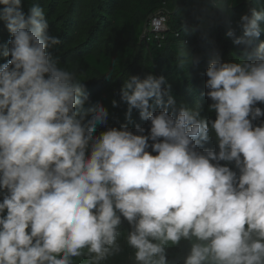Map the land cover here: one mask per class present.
Listing matches in <instances>:
<instances>
[{
    "label": "clouds",
    "instance_id": "1",
    "mask_svg": "<svg viewBox=\"0 0 264 264\" xmlns=\"http://www.w3.org/2000/svg\"><path fill=\"white\" fill-rule=\"evenodd\" d=\"M0 5L10 33L0 45L10 57L0 64V264H73L84 255L104 264L121 251L124 221L136 264H167L166 247L182 239L191 242L183 264H264V121L253 123L264 117L256 106L264 104V41L241 50L248 59L210 60L214 119L200 107L176 110L163 76L131 75L120 99L129 120L137 109L150 122L147 135L139 124L97 135L108 111L47 51L60 40L43 8ZM240 21L241 36L226 32L234 44L264 32V10ZM210 138L217 149L203 148Z\"/></svg>",
    "mask_w": 264,
    "mask_h": 264
},
{
    "label": "trees",
    "instance_id": "2",
    "mask_svg": "<svg viewBox=\"0 0 264 264\" xmlns=\"http://www.w3.org/2000/svg\"><path fill=\"white\" fill-rule=\"evenodd\" d=\"M96 1L97 15L102 17L83 45L72 46L74 44L73 35H67L64 57H68V60L64 62V66L74 70L78 78L83 80L88 99L93 102L99 101L107 109L106 122L110 123L117 112L121 111L124 122L128 123L127 127L131 130L130 125H135V118L139 115V111L133 109L130 120L126 117L127 104L119 97V80L130 72L136 59V49L139 46L145 47L149 53L146 58L147 66L142 70L139 78L142 79L148 74L157 76L156 65L165 78L163 87L167 88L174 100L181 99L183 93L194 89L197 92L200 91L197 73L192 63L184 58L175 59V56L180 57L178 47L199 44L201 58L198 65L205 75L210 60L219 55L218 48H213L214 43L208 33L210 27L204 24L201 12L194 6V0ZM201 1L204 5L218 8L216 19L220 32V59L224 61H232L236 58L248 59L249 57L245 56L241 50L247 47L248 51L254 52L258 44L264 41V32L258 38L251 39L247 45L234 44L232 38L226 36V32L232 29L236 36H241L243 34L241 15H250L253 8L264 10V0ZM159 11H165L169 19L166 21L167 23L169 21L171 27L165 31L163 39L146 40L149 19ZM261 25L264 27V22H261ZM5 30L1 31L4 35L8 33L7 29ZM106 43L109 48H105ZM182 60H184L183 65ZM108 73H111L112 78L104 76ZM200 99L205 100L203 97ZM113 100L117 102L116 106H113ZM149 103L150 110L160 109V106L155 104V98H152ZM182 243L180 241L176 245H169L173 247L174 255L182 253L179 250ZM134 251L125 244L119 253L110 257L104 264H126L128 260L134 259ZM172 258H174L172 255L168 256V260Z\"/></svg>",
    "mask_w": 264,
    "mask_h": 264
},
{
    "label": "rangeland",
    "instance_id": "3",
    "mask_svg": "<svg viewBox=\"0 0 264 264\" xmlns=\"http://www.w3.org/2000/svg\"><path fill=\"white\" fill-rule=\"evenodd\" d=\"M33 3L39 4L43 8L45 12V18L48 20V29H47L48 33L50 35L57 36L60 40L59 44L50 46L47 49V51L51 54L54 60L61 66H64V62L68 60V57H64V53L67 48V47L65 48L66 46L65 42L68 40L67 35L69 36L73 35L74 44L72 46L83 45V43L89 39V36L91 35L93 28H96V24L98 20L101 19L100 17H102L100 15H97L96 0H21L22 10L25 12V14L28 13V10ZM194 6L198 8L199 11L201 12V18L204 24L210 27L208 33L211 37V40L214 43L213 48L217 47L219 55H221V50H220L221 45L219 44L220 32L217 26L218 23L216 19L218 8L210 7L209 5H204V3L201 0H194ZM2 7L3 5H0V8ZM159 12L160 13L157 15H162L165 17L166 20H169L168 15L165 13V11H159ZM165 23H166V29L171 27L169 21L168 23L167 21ZM2 25H4V22L0 21V45L5 44L10 39L9 32L6 35H4V33H1V31L4 32V30L6 29L5 25L4 28H2ZM105 48H109L108 43L105 44ZM177 51L179 52L180 57L175 56L176 60H179L180 58L181 59L184 58L181 55L182 51H184V54L187 56V60H189L192 63L193 68L197 73L200 91L197 92L194 89L192 91L183 93L181 95L182 96L181 99L177 101L174 100L175 105L173 107L176 110H178L181 106H186L189 108L200 107L202 117L207 119H214L215 112L209 110L208 107L212 103V101L205 95V93L208 91V89L205 88V81L207 80V76L202 73L198 65L199 60L201 58L200 45L192 44L191 46L188 47H178ZM147 54L149 55L145 47L139 46L136 49V59L134 60L130 72L125 77L119 80L120 88L123 84V81L127 79L129 76L140 75L142 70L147 66V62H148V60L146 59ZM9 58L10 57L0 54V64L5 63ZM155 72L158 77L163 76L156 65H155ZM201 97H203L205 100H201L200 99ZM256 106L264 109V104L258 103ZM173 107H169L168 110L170 113L173 112ZM159 110H151V111L158 112ZM261 121H264V117H261L256 121H253V123L259 124L261 123ZM121 124H128V123L124 122L123 117L121 115V111H118L115 118L110 123L106 122L105 124H98L96 126L95 134L98 135L100 132L104 131L108 127L119 128ZM137 124H139L141 127L145 129V135H147L148 129L150 127V122L146 120H142L140 118V115H137L135 118V125ZM135 125L134 126L130 125L131 130L133 132H135ZM203 148L217 149V145L214 138H210L208 142H203ZM203 148H201L200 150H203ZM149 151H151V149H149ZM229 166L232 167V165ZM0 199H2L1 196ZM128 230H129V225L127 221H124L121 225V230H120L121 234L118 237V242L120 243L121 248H123L125 244H127L126 237ZM181 242L183 243L180 245L182 247L179 248V250H181L182 253H185L184 255H182L181 252L180 254L176 253L174 255L175 251L173 250V247L170 246L166 247L167 264H183V261L190 250L191 242L185 239H182ZM170 255H172V257H174L175 259L177 258V260H175L174 258L168 260V256ZM73 264H89V258L87 255H84L79 258L74 257ZM126 264H136V262L132 258L128 260Z\"/></svg>",
    "mask_w": 264,
    "mask_h": 264
},
{
    "label": "built area",
    "instance_id": "4",
    "mask_svg": "<svg viewBox=\"0 0 264 264\" xmlns=\"http://www.w3.org/2000/svg\"><path fill=\"white\" fill-rule=\"evenodd\" d=\"M160 12L156 13L155 15L151 16L146 28V40L154 38L156 40H161L164 38V33L166 29V19L162 15H157ZM153 21H159V26H153Z\"/></svg>",
    "mask_w": 264,
    "mask_h": 264
}]
</instances>
